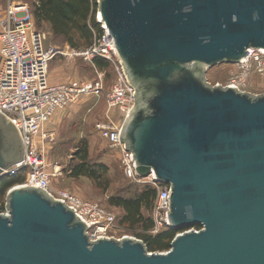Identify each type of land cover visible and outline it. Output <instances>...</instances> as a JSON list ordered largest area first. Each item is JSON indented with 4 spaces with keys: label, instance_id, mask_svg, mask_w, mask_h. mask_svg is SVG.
<instances>
[{
    "label": "water",
    "instance_id": "1",
    "mask_svg": "<svg viewBox=\"0 0 264 264\" xmlns=\"http://www.w3.org/2000/svg\"><path fill=\"white\" fill-rule=\"evenodd\" d=\"M134 87L120 138L141 177L170 189L167 253L134 237L91 241L75 210L18 185L0 208V264H264V95L207 72L264 51V0H97ZM26 147L0 112V179ZM194 226H200L193 230Z\"/></svg>",
    "mask_w": 264,
    "mask_h": 264
},
{
    "label": "built area",
    "instance_id": "2",
    "mask_svg": "<svg viewBox=\"0 0 264 264\" xmlns=\"http://www.w3.org/2000/svg\"><path fill=\"white\" fill-rule=\"evenodd\" d=\"M0 12V112L16 125L26 147L24 160L5 171L6 176L28 170L29 174L22 185L42 188L53 198L74 209L76 215L88 225L91 241L126 237L118 234L117 218L106 208L68 190L53 188V178L63 173L57 170L51 172L43 146L45 142L41 145L37 141L59 109L89 94L104 95L102 77L79 85L50 83L49 65L60 52L55 47L45 45L44 36L36 29L29 6L8 0L5 6L0 4ZM101 28L103 34L83 55L91 62L96 57H102L113 64L115 80L106 97L110 109H119L121 120L117 122L110 118L98 123L96 128L100 137L119 154L125 177L133 183L150 185L158 190L152 211L155 222L152 233L157 234L168 227L170 189L158 183L154 175L145 178L139 175L132 153L120 138L124 121L136 105V91L117 57L112 40L102 25ZM253 65L259 73L264 74V51L250 50L247 58L239 64L244 78L237 77L226 87L241 90L245 74L250 72ZM43 136L49 138L45 132ZM1 210L7 214L5 205Z\"/></svg>",
    "mask_w": 264,
    "mask_h": 264
},
{
    "label": "rangeland",
    "instance_id": "3",
    "mask_svg": "<svg viewBox=\"0 0 264 264\" xmlns=\"http://www.w3.org/2000/svg\"><path fill=\"white\" fill-rule=\"evenodd\" d=\"M11 1L27 4L33 14L34 0ZM6 2L8 0H0V4L3 6L6 5ZM36 29L43 34L46 46L55 47L60 52L49 65L50 83L79 85L97 80L101 76L105 90L104 95L89 94L81 97L76 103L59 109L51 122L45 127L44 132L47 133L49 138H44V132L37 137V141L41 145L43 141L45 142L43 146L51 172L57 170V172L62 171L63 173L53 178V188L68 190L85 200L100 204L116 216L119 235L132 236L141 240L138 234H141L142 230H133L122 225L120 221L124 211L121 208L111 206L109 200L118 196L131 197L133 192H136L143 184L133 183L125 177L119 154L112 150L107 142L100 137L96 128L98 123L106 122L110 118L117 122L121 120L119 109H110L106 97L115 80L113 68L109 70L98 69L83 55L85 49H73L68 43L64 42L63 38L56 37L47 23L36 22ZM242 76L241 67L234 64L218 65L207 72L208 82L213 86H226L235 78ZM244 81L241 87L242 92L254 96L264 95V74L259 73L256 66L253 65L250 72L245 74ZM82 141H86L89 145L88 162L108 167L109 188L107 190H105L104 182L98 185L88 177L73 178L71 176V167L79 164L75 151L77 148L75 147L79 146ZM28 174L29 171L25 170V177ZM5 203L6 195L0 200V207L2 208ZM146 216L153 218V212H146ZM163 230L164 228L161 231ZM150 234L155 235L152 232Z\"/></svg>",
    "mask_w": 264,
    "mask_h": 264
},
{
    "label": "trees",
    "instance_id": "4",
    "mask_svg": "<svg viewBox=\"0 0 264 264\" xmlns=\"http://www.w3.org/2000/svg\"><path fill=\"white\" fill-rule=\"evenodd\" d=\"M97 12V0H34L32 15L35 24L36 22L47 23L52 33L56 37L63 38L64 42L73 49L88 50L103 34V29L97 21ZM92 63L100 70L113 68L115 76L114 66L108 60L96 57ZM75 148H77L75 151L79 164L71 167V176L73 178L88 177L98 185L104 182L105 190H107L109 188L108 167L88 162L89 145L86 141H82ZM26 179L25 170L0 179V200L12 187L24 184ZM157 197L158 190L155 187L142 185L133 192L131 197H112L109 204L124 211L120 221L122 225L129 229L142 230L138 236L150 252H165L171 249V244L178 232L165 227L163 231L155 235L150 234L155 227V222L152 217L146 216V212L153 211ZM194 228L199 229L200 226H194Z\"/></svg>",
    "mask_w": 264,
    "mask_h": 264
},
{
    "label": "crops",
    "instance_id": "5",
    "mask_svg": "<svg viewBox=\"0 0 264 264\" xmlns=\"http://www.w3.org/2000/svg\"><path fill=\"white\" fill-rule=\"evenodd\" d=\"M115 113V112H114Z\"/></svg>",
    "mask_w": 264,
    "mask_h": 264
}]
</instances>
